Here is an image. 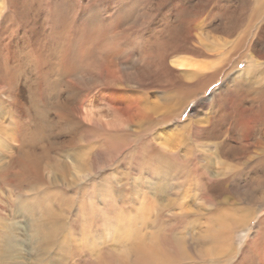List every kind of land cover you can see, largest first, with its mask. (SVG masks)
Wrapping results in <instances>:
<instances>
[{
    "label": "rangeland",
    "instance_id": "1",
    "mask_svg": "<svg viewBox=\"0 0 264 264\" xmlns=\"http://www.w3.org/2000/svg\"><path fill=\"white\" fill-rule=\"evenodd\" d=\"M28 1L34 4L30 17L32 20L28 22H31L34 28H39L38 31L42 33L41 39L51 45L57 41L56 45H59L60 41L68 44L71 30L74 28L87 29L89 17H84V9L88 6L92 8L90 9L95 17L92 20L98 21V29L102 27L104 32L108 29L109 23L117 20L119 31L116 30L111 36L97 35L96 45L104 46L105 51H96L86 59L81 57L77 60L81 62L78 70L79 74H82L91 68L99 75L114 70L113 76L120 75L117 82H120L121 86L118 97L121 101H118L120 104L114 106L112 110L122 119L131 117L134 120L123 129L122 133L125 136L123 140L105 139V135H108L106 130L93 129L90 134L76 133L75 136L83 149L90 147L85 148L82 137L89 140L91 145L93 143L90 151L86 150L80 154L88 163L82 174L84 177L80 179L71 177L77 182L73 190L60 184L62 196L50 194L49 203L42 199L46 187L42 180L38 181L34 173L30 175L28 168L19 172L20 165L15 161L21 157L18 151L20 141L0 135V144H5L3 147L0 146V229L6 230L8 226H13L17 231L15 241H19L18 256L15 262L10 261L15 264L35 263L34 256L38 245L35 235L37 225L34 219L40 218L44 222L46 217H50L56 218L58 224L62 225V222L64 224L63 227L59 226L55 246L62 247L66 241L68 242L72 249V255L68 257L69 264H104L106 260L111 262L110 264H117L121 261L120 255L124 257V262L122 261L124 264H138L136 257L139 253L146 247L153 246L159 239H163L164 249L176 256L183 251L182 255L185 258L173 264H264V243L262 245L251 243L255 229L264 217V154L260 152L258 142L259 134L264 132V123L258 124L256 120L254 121L249 111V101H242L239 109L236 108L235 101L248 88L247 82L255 78L264 81V76L260 73L255 74L256 67H252L250 71L241 75L246 84H238L237 91H232L226 99V93L221 91L224 83L229 81L231 71L233 73L237 68L242 69L249 62V52L242 54L243 49L237 51L234 45L241 29L249 27V23L248 25L234 23L233 34H229L227 27L236 21L233 20L234 16L240 13L242 8L247 7L250 13L255 8L254 4L251 5L254 0H221V8L213 9L221 12V15H217L216 12L215 19H208L212 6L203 10L197 7V16L190 17L191 8L196 5L197 0H137L134 11L131 12L129 19L125 18L126 20L122 15L124 13L122 7L136 0H66V2L59 0L65 4L68 12L65 19L67 32L62 39L59 36L60 41L51 33L54 25L52 14L56 10L53 9L54 0ZM25 5L26 3L23 6ZM7 10L5 6L3 11ZM100 10L103 14L99 13ZM147 11L152 12V17L147 16ZM185 20H189L186 27L182 25ZM22 23L18 20L17 33L30 40L29 31L22 30ZM255 30V27L251 29L248 37L250 45H254L258 38ZM159 36L161 40H169L174 47V50L165 56L161 52L163 43L159 42ZM213 37L219 39L213 41ZM183 40L190 46L210 48L203 55H194L193 59L207 62L208 65L210 63L211 67L198 72L197 76L191 74L189 76L187 71L173 65L171 60L176 55L189 57L187 50L180 46ZM82 41L78 38L73 40L72 55L80 51ZM218 41H221V45L219 43L212 45ZM162 56L165 58L164 63L172 70L166 71L159 66ZM148 61L150 69L147 68ZM256 61L261 64L259 68L264 67V58H257ZM116 62H121V66L117 68ZM95 66H98L97 69H94ZM184 68L198 71L195 65ZM50 78L52 85L47 99L50 108L54 109L68 90L65 83L59 79V68L50 75ZM205 81L206 85L212 83L197 96L193 95L186 104L184 100H179L195 90L198 83ZM101 88L102 86H95L83 92L74 90L70 100L81 104L83 99L97 93ZM8 89L9 84L0 82V96ZM107 104L109 106L110 102ZM111 104L115 105L112 102ZM139 104L147 105L149 112L151 107H154L160 113L156 116L151 114L153 118L150 116L134 118L136 105ZM169 105H173L177 114L168 122L156 125L165 116ZM51 109L49 116L54 121L56 110ZM6 113L0 106L2 132L8 131L10 126L14 125L10 114ZM152 120L155 126L150 129ZM188 121H191L192 125L182 131L181 124ZM230 126L237 128L233 134L227 129ZM55 128L54 141L63 139L65 134L63 137L58 136L59 127ZM239 132H242V135ZM223 140L233 145V156L229 160L225 159L235 164V168L230 171L231 175L235 176L221 186L219 173ZM250 154L251 158L248 156ZM261 156L263 161L258 163ZM65 157L62 156L60 159L67 161ZM53 172L56 170L53 169ZM57 175L59 177L61 173ZM258 178L261 182H258ZM149 185H152V189ZM66 194L73 198L63 199ZM249 212L251 214L253 212V215L248 214ZM248 215H251L250 219ZM226 216L232 217L234 226L228 230L235 249L217 255L223 247L222 244L218 246L217 242L213 243L210 231L216 227L221 232L224 223L230 220ZM217 219L221 221L218 223ZM239 219L242 223H237ZM49 228L54 229L52 226ZM261 228L260 235L264 236V224ZM41 232L46 233V229H41ZM178 237H182L185 244L181 246L176 241ZM256 245L259 246L255 249ZM213 246L216 247L212 248Z\"/></svg>",
    "mask_w": 264,
    "mask_h": 264
},
{
    "label": "bare ground",
    "instance_id": "2",
    "mask_svg": "<svg viewBox=\"0 0 264 264\" xmlns=\"http://www.w3.org/2000/svg\"><path fill=\"white\" fill-rule=\"evenodd\" d=\"M53 2H54L55 7L54 8L52 7V8L56 10L52 14V21L54 25H53V28L51 29V33L55 36V38L58 37L60 41L59 36L62 39L63 38L62 36L67 32V28L65 27V23L67 22L65 19L67 18L68 12H67L66 6L64 7L65 4L60 3L59 0H54ZM136 2L137 0L132 3L128 2L127 5L122 7L124 11V13L122 14L124 19L125 18L129 19V17L131 16V12L134 11L133 9L136 5ZM25 3L26 5L23 6ZM38 4L40 5L39 2ZM195 4L196 5L192 6L191 8L192 10L189 13L190 17H194L195 15L197 16L198 14L196 13L197 7L203 10V8L205 7L212 6L211 12L208 15V19H215L217 11H214L213 9L215 7L221 8V0H197ZM253 4L255 5V8L252 9L250 13L247 10L248 9L247 7L242 8V10H240L241 12L237 13L234 16L233 20H236V21L231 22L230 26L227 25L228 26L227 31L229 32V34H233L234 33L233 31L235 30L234 23L240 22L241 24H246V25H248L249 23V27L241 29L238 35V38L235 41L236 43L234 45L237 51H241L243 49L242 54H244L246 51L249 52L250 58H249V62L244 68L242 69L237 68V70L236 71L234 70L235 72L233 73L231 71V76H230L229 81L224 83L225 86H223L224 88L222 87L223 89L221 90V91H224V93H226L225 99H226V96H230V93L232 91H237L238 84L239 85L246 84V81L241 79V75L243 73H246V71H250L249 69H251L252 67H256L255 74L260 73V75L264 76V67L259 68L261 64L257 63L256 61L257 58H264V0H254L251 5ZM33 5H34L33 2H29L28 0L27 1L26 0H7V1L0 0V82L1 83L6 82L7 84H9V89L7 91H4L2 93L3 95L0 96V106L4 109V112L6 111L7 113H9L10 118L12 117L11 119L14 120V123H13L14 125L10 126L8 131L2 132L0 130V135L3 134L6 137H8V139L18 140V142L20 141L18 151H19V156L21 157L20 158L18 157L17 161H15L17 162L18 165H20L18 167V168H21L19 172L21 173L23 169L28 168V172L30 173V175H33L34 173L35 178L38 181L42 180V184L46 186L45 192L42 194V199L47 200L49 203L51 201L50 194L55 193L57 196L56 195L54 196L56 197L62 196L63 193L61 191L60 184L67 186L68 189L70 188V190H73V186L77 182L73 181L71 177H73V179L74 178L80 179L84 177L82 176V174H84L86 164L88 163H86L85 159H82L80 157V154L81 152H86V150L90 151V149L93 147V143L91 145L89 140H86L84 137H82V139L85 142V148L86 146L90 147L89 149H83L82 147H80L82 145L79 143V140H77V137L75 136L76 133L90 134V132H93V129L100 130V131L106 130L108 131L107 132L108 135H105L106 136L105 139L114 138L115 140H119V139L123 140L125 139V136L122 133L123 129L126 126L128 127L129 123L130 122L132 123L134 119L132 120L131 117L122 119L116 116L112 110L114 106H117L118 104H120L118 101H121L118 98L120 97L121 90L119 91V89L121 88V86L119 84L120 82H117L120 75L119 77L117 76L118 78L113 76L114 70L112 71L110 70L108 74L102 72L101 75H99L98 72L92 70L91 68L89 69V71L83 72L82 74H79V70H78V67L81 62H78L77 60H80L81 57L83 59H86L92 53L96 51L97 52L105 51L106 48L104 46L96 45L97 35L106 34V35L111 36V34L116 32V30H118L117 20L116 22L109 23L107 26L108 29L106 30V32H104L102 30V27H99L98 29V24H97L98 21L94 22L92 20V19H95V17L92 14V10H91L92 8L88 6L87 8L84 9V13H85L84 17L85 16L89 17L88 19L89 26H87V29H85L84 27H82L81 29H79L80 27L74 28V30H71V33L69 32L71 39L68 40V44L64 42L62 43L60 41V44L58 43L59 45H56L58 42L57 41L56 43L52 42V45H51L50 43L48 44L44 39L43 40L41 39L42 33L40 34V31H38L39 28H36V27L34 28L31 25V22H28L29 20H32V18L30 17H31V13L33 12V8H34ZM5 6H7L8 8L6 12L3 11ZM226 6L229 7V5H226ZM99 13H102V11ZM151 13L152 12L147 11V16L152 17ZM217 15H221V12H217ZM14 16H15V19H14ZM18 20L23 22L22 30L29 31L30 40H28L27 37L25 36L18 35L17 30H16ZM210 22L211 24L214 23L212 20ZM188 23H189V20L188 21L185 20V22H183L182 25L186 27ZM224 27L226 28V26ZM254 27L256 28L255 35H258L257 36L258 38L256 37L257 40L254 45L253 44L250 45L248 37L251 33V29H253ZM75 34H79L80 36H77ZM75 38L82 39L83 44L81 45L82 46V48L80 49L81 52L79 51L75 53L74 55H72L73 53H71V50H72L71 45ZM212 39L213 41H217L219 38L213 37ZM158 40L160 43H163L162 45L163 48H161L162 49L161 52L163 53L164 56L165 54H169L174 50L173 44H171L169 40H165V41L161 40L160 36L158 37ZM186 40H183L180 46L184 47L183 49L187 50V53H188L187 55H189V57L183 58L182 55L181 56L176 55L171 60V63L173 65L178 66L180 69H184L185 71H187L189 76L190 74L193 76H197L198 72L205 71L206 68H210L211 66H210V63L208 65L207 62L200 61L197 59L194 60L193 56L201 55V54L203 55L205 54V51H207L210 48L205 49L204 46L202 48L190 46L187 44ZM214 43L215 44L219 43L221 45V41L213 42L212 45H214ZM145 45L144 47L147 46ZM212 45H211V48H212ZM164 56H162L161 58L159 57L160 58L159 66L164 68V70L166 71H170L172 70V68L166 65V63H164L165 62ZM226 60L228 61L229 57ZM149 62L150 61H148L147 63L148 69H150L149 67H151ZM116 63H117V68L121 66V62L120 63L116 62ZM122 65H123V62H122ZM194 65L198 67V71L191 69V68H184V66L191 67ZM97 67L98 66H95L94 69H97ZM57 68H59V79L60 81H62V83H65V87L67 88L68 91L65 97L62 98L61 102H59L60 105L57 103L53 107L56 110L55 111L56 119L53 121L51 120L49 116V111H50L49 109L51 108L49 106L50 104L47 99V94H48V91L50 90V86L52 85V80L50 78V75L51 74L53 75L54 71L57 70ZM76 68L78 71L76 70ZM237 71L239 72L237 73ZM202 83L203 82L198 83L197 88L191 91L190 93H188L187 96L182 94L184 95V97L180 98L179 100H184V103L186 104L190 98H193V95L197 96L199 93H201L202 90L206 89L207 86H209L212 82H209V84L207 85H206L207 83L206 81L203 84ZM185 84L186 83H184V86H186ZM247 84H248L247 85L248 88L244 91V93L238 96L237 99H235L237 103L236 108L239 109L241 107L242 101H249L250 102L249 111L253 115L254 121L256 120L258 124L259 123L262 124L264 123V81L262 79L255 78V80L251 82H247ZM95 86H102V88L99 89L97 93H94L93 95L92 94L88 95L85 99H83L81 104H78L74 100L73 101L70 100V98L72 97V94L74 93V90L75 91L79 90L83 92L84 90L93 88ZM75 87H78V88L76 89ZM107 102H110V104L112 102L115 105L109 104L108 106ZM82 104H84V106ZM146 107L147 105L146 106L142 104H139V106L136 105V109H135V113L133 117L134 118L137 117L139 119L142 116H147V117L150 116L153 118L151 114H155L156 116V114L160 113L158 109H155L154 107H151V110H150L151 112H149V107L148 109ZM99 108H103V109L100 110ZM117 108L121 109V107H117ZM145 108L147 109V111H145ZM54 109H51V110H54ZM176 114L177 112L173 109V105H169V109L165 112V116L161 120L162 122L159 121L156 123V125L158 124L161 125L163 123L168 122L169 119L174 117ZM191 121L182 123L180 126L181 130L184 131V129L185 130L188 129L192 125ZM153 125H154V121L152 120L149 128L151 129V127L155 126ZM56 126L59 128H57ZM55 127L59 130L58 136L61 135V137H63L65 134V137L63 139L62 138L61 140L56 139L54 141L55 136H54L53 128ZM235 127L236 126L234 127L230 126V128H227V129L229 132L233 134V131L237 129ZM239 133L242 135V132H239ZM258 142H259L260 152L264 154V132H262V134H259ZM3 145L5 144H0L1 147H3ZM232 150H233V145L231 142L227 140L226 141L223 140V142H221V163H220L221 171L219 173L221 174V184H220L221 186H223L224 183L226 184L228 181L232 180V177L235 176L234 174L231 175L230 173V171L235 168V164L233 165L232 163L227 161L229 160L230 157L233 156ZM238 153H240V151ZM62 156L63 157L66 156L65 159H67V161H69L70 163L60 159ZM248 156H250L251 158V154ZM225 158H228V159L226 160ZM262 161L263 159L261 156V158L258 160V163H262ZM53 169L56 170L55 173L53 172ZM251 169L253 171L252 166H251ZM47 171L49 173L48 176H47ZM57 172L61 173L59 177L57 175L58 174ZM259 178H258V182H261ZM151 187L152 185L150 186V188ZM70 197L73 198V196H69L66 194L65 197H63V199L70 198ZM248 214H251V213L249 212ZM251 215H253V212ZM251 215H248L249 219ZM226 217L227 219H230V220L227 223H224V229L223 230L221 229V232H219L220 229L216 227L215 229H212L210 231V233H212L211 239H213L212 240L213 243L217 242L216 245L218 246L222 244L223 248L224 246H226V248L224 249L222 248L219 253L216 251V254L218 253L217 255H220V254L222 255V253L226 252V250L230 252V251H234L235 249L233 245L234 241L231 238L232 236H230V230H228L234 226L231 220L232 217L230 216H226ZM35 219L34 221H36V225H37V231L35 235H37L36 238H37L38 248L36 249L35 256H34L36 261L33 264H69L68 257L72 255V249L71 247H69L68 242L66 241L62 247L60 246L61 248L55 246L56 245L55 236L59 232V229H60L59 226H62V227L64 226L63 222H62V225H60L58 224L59 222L56 218L52 219L50 217L48 218L46 217V220L44 222L40 218H35ZM217 220H218V223L219 221H221V219H217ZM238 222H240V219L237 221V223ZM240 223H242V221ZM263 224H264V217L261 219L260 223L257 225V229H255V232L253 234L254 239L252 241L250 240L251 243L261 244V245L264 243V236L262 234L260 235V228L262 227ZM4 226L6 227L7 225H4ZM51 226L54 228L53 230L49 228ZM43 228L46 229V233L44 234L41 232V229ZM16 232H17L16 229L13 228V226L11 225L8 226L6 230L0 229V264H15L14 263L15 258H17L18 256L17 245L19 242V241H15V237L17 236ZM203 233L205 234V231ZM176 241L181 246L185 244L182 237H178ZM258 246L259 245H256L255 249ZM164 247H165V244L163 242V239L157 240V242H155V244L151 246L150 248L146 247L145 250L140 252L139 255L136 257L138 264H173L176 261L178 260L181 261V259L185 258L182 255L183 254L182 250L180 253L177 254V256H179L177 257L171 251L164 249ZM215 247L216 246H213L212 248H215ZM236 249L238 248L236 247ZM92 250L95 251V249H92ZM105 256L106 255H104V257ZM119 258L121 261H119L117 264H124L123 263L124 257L120 255ZM10 260L14 262H11ZM110 263L111 262L106 260L104 264H110Z\"/></svg>",
    "mask_w": 264,
    "mask_h": 264
}]
</instances>
